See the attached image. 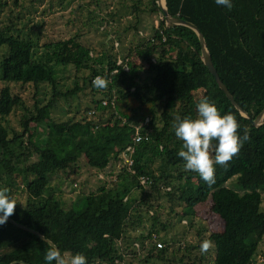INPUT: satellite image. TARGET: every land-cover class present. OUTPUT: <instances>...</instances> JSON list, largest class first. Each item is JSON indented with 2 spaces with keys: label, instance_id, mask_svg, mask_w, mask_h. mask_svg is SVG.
I'll return each instance as SVG.
<instances>
[{
  "label": "trees",
  "instance_id": "16d2710c",
  "mask_svg": "<svg viewBox=\"0 0 264 264\" xmlns=\"http://www.w3.org/2000/svg\"><path fill=\"white\" fill-rule=\"evenodd\" d=\"M232 3L229 10L215 0H164L169 16L191 22L199 30L218 77L252 119L264 107V0ZM148 11L162 16L156 0H151ZM8 29L0 27V189L9 188L12 196L14 192L25 194L24 202L17 200L15 213L9 218L46 237L62 255L83 253L87 264H118L127 253L135 256L134 246L143 252L147 249L143 257L135 256L138 264H146L152 257L171 264L172 258L164 255L168 242L160 248L154 245L157 230L166 229L167 223L159 221L150 201L165 198L180 203L177 214L188 220V226L193 207L209 201L221 224L220 230L209 236L214 242L213 257L201 251L192 254L189 251L200 246L186 245L177 260L185 259V264H252L264 234L259 192L264 185L259 180L264 176V117L253 126L239 114L203 65L192 29L165 25L162 16L151 37L125 52L118 53L113 41L126 70L116 64L117 53L108 54L106 62L96 66L97 57L83 43L82 33L43 43L46 53L37 54L32 39L17 37ZM48 55L54 64L72 66L76 72L85 69L80 84L75 76L70 89L59 91L55 68L45 58ZM114 68L116 72L110 73ZM98 74L109 81L106 89L91 83L90 78ZM15 83L34 87L46 83L50 87L45 104L37 107L35 101V113L25 109L20 116L19 132L8 130L3 123L21 103L9 85ZM85 87L99 97L92 96L79 119L72 116L54 121L49 117L57 98L74 95ZM205 97L216 103L222 115L231 112L236 116L240 136L245 129L250 135L238 156L226 166L216 165L211 186L198 173L185 170V162L178 156L183 142L172 128L177 116L196 118V105ZM90 110L92 115L87 114ZM135 126H139L142 139L133 145L134 173L122 166L113 186H100L96 193H79L73 205L63 207L60 194L49 191L50 180H55L57 189L74 183L80 158L88 168L102 171L130 143ZM148 149L159 157L156 170L144 160ZM131 184L141 190L137 199L130 195ZM142 204L153 209L147 227L139 214L130 213ZM127 224L140 227L136 236L124 233ZM127 241H132L131 245ZM146 243L149 247L145 249ZM49 246L37 234L9 221L0 225V264L18 260L47 264L44 257Z\"/></svg>",
  "mask_w": 264,
  "mask_h": 264
},
{
  "label": "rangeland",
  "instance_id": "374dc122",
  "mask_svg": "<svg viewBox=\"0 0 264 264\" xmlns=\"http://www.w3.org/2000/svg\"><path fill=\"white\" fill-rule=\"evenodd\" d=\"M150 4L151 0H0V27H9V33L17 37L32 39L38 47L37 54L46 53L47 50L43 47V43L54 42L82 33L83 43L97 57L95 63L97 66L106 62L108 54L112 56L117 52H125L127 48L151 37L153 29L158 26L162 16L156 11H148ZM133 6H136L139 11H136ZM113 41L118 46L116 48H119L117 52L113 49ZM120 57L121 54H118L117 59ZM45 58L55 68L58 83L56 87L59 91L70 89L75 76L78 77V84H80V75L87 73L85 69L76 72L72 66L54 64L49 55ZM91 65L92 63H88V66ZM1 85L2 82H0ZM9 85L20 96L21 103L6 117V121L3 123L8 130L12 128L19 132L21 131L20 116L26 112L25 109L35 113L33 106L36 102L37 107L45 104L50 95V87L46 83H40L36 87L28 83ZM92 96L99 97L97 93L93 94L89 88L85 87L74 95L57 98L55 106L49 110V117L54 121H63L72 116L79 119L85 106L90 105ZM122 154L121 151L118 156L122 157ZM156 154L157 152L155 153L151 149L143 154L146 165L154 170L159 163V157ZM118 156L116 160L110 159L102 171L88 168L85 160L80 158L75 182L70 184L64 180L65 186L62 189H57L54 188L55 180L51 179L49 183L52 188L49 191L59 193L63 202L62 206L68 208L77 201L79 193H96L100 186H113L115 177L123 166L122 158L120 159ZM170 173L176 172L170 170ZM259 180L264 184V176H261ZM230 181L233 182V179ZM226 184L229 185L230 182L228 181ZM259 192L261 194L260 209L264 211V185ZM140 194L141 190L131 184L130 195L137 199ZM14 197L22 203L25 194L24 192H14ZM150 203L157 212L159 221L167 223L166 229L157 230L158 237L156 239H160L164 244L165 241L168 242L164 255L165 259L172 258L171 264H185V259L177 260L183 253V247L186 245L200 246L204 240L209 239L211 233L217 232L221 228L220 219L216 215L215 209L210 206L209 201L198 203L193 207L194 213L191 216L190 226L187 225V219L180 218L177 214L180 210V203H171L165 198H157ZM77 205L78 202L75 206ZM153 209L148 210L147 206L142 204L136 209L131 208L130 213L131 215L139 214L144 226L147 227L150 223L149 215ZM139 230V226L127 224L124 233L128 237H132L136 236ZM131 243L132 241H127V244L131 245ZM145 246V249L148 248L149 243H146ZM146 251L147 249L143 252L142 249L135 248V246L133 249L138 258L143 257ZM199 251L201 249L194 251L192 249L189 252L197 255ZM207 254V257H213V247L207 251ZM63 256L66 259L70 258L68 253H64ZM135 256H132V253H127L125 262L123 261L124 264L128 262L138 264ZM253 258L252 264H264V234ZM123 262L118 264H123ZM145 263L169 264L154 257L148 258Z\"/></svg>",
  "mask_w": 264,
  "mask_h": 264
},
{
  "label": "clouds",
  "instance_id": "9594fccd",
  "mask_svg": "<svg viewBox=\"0 0 264 264\" xmlns=\"http://www.w3.org/2000/svg\"><path fill=\"white\" fill-rule=\"evenodd\" d=\"M216 4L229 10L233 7L232 0H215ZM109 81L106 77L96 76L92 84L98 89H106ZM197 117L177 116L172 124L175 136L183 142V148L178 156L183 159L186 171L198 173L209 186L215 183L216 165L226 166L235 156H238L245 142L250 140L247 129L240 136V124L231 112L222 115L214 101L202 98L196 105ZM213 141H216L213 144ZM10 189H0V225L7 222L15 213L17 199L10 195ZM46 242V237L42 238ZM214 247L210 239L204 240L201 252L206 253ZM47 264H87L83 253H76L66 259L54 245L46 251Z\"/></svg>",
  "mask_w": 264,
  "mask_h": 264
},
{
  "label": "water",
  "instance_id": "95a60500",
  "mask_svg": "<svg viewBox=\"0 0 264 264\" xmlns=\"http://www.w3.org/2000/svg\"><path fill=\"white\" fill-rule=\"evenodd\" d=\"M157 5L160 8V11L162 13V16H163V19H164V22H165L164 24L165 25H168L169 23H172V24H180V25L187 26V27H189L190 29H192L194 31V33L196 34L197 39L199 41V45H200V59H201L203 65L207 68L208 72L213 77L214 82L222 90V92L228 98V100L231 102V104L238 110V112H239V114L241 116H243L244 118H246L250 122L251 125H253V126L259 125L262 122V119L264 117V107L259 111V113H257V115L254 118L251 119L247 115V113L236 104V102L232 98V95L229 93V91L227 90V88L225 87V85L222 83V81L218 77V74L216 73V71H215V69H214V67L212 65V62L210 60L208 51H207V49L205 47V43H204L203 37H202L201 33L199 32V30L196 28V26L194 24H192L191 22L182 20V19L177 18V17H171V16H169L167 14V12H166V8H165V5H164V0H163V3H161L160 0H157ZM0 215H2V214H0ZM7 221H9L13 225H15V226H17V227H19L21 229H24V230L30 231V232H32L34 234H37L40 238H43L44 237L41 234H39L38 232L33 231L30 228H28V227H26V226H24L22 224H19V223L15 222L11 218H9ZM46 242L49 245H53V243L51 241H49L47 238H46ZM15 263L25 264L21 260L12 261L9 264H15Z\"/></svg>",
  "mask_w": 264,
  "mask_h": 264
},
{
  "label": "built area",
  "instance_id": "2783aa9c",
  "mask_svg": "<svg viewBox=\"0 0 264 264\" xmlns=\"http://www.w3.org/2000/svg\"><path fill=\"white\" fill-rule=\"evenodd\" d=\"M116 64L119 65L121 64L122 66V69L123 70H126L127 67L125 64H122V61L120 60V58H118L116 60ZM116 68L112 69L110 73H114L116 72ZM96 76H102V75H94L90 78V81L92 83L93 79L96 77ZM104 103V102H102ZM93 111L90 110L88 111V115H92ZM139 131V126H135L134 127V132L132 133V135L130 136V143L127 144L124 149L122 150V165L126 168V170L129 172V173H134V168H133V158H132V153H133V145H135L136 143L140 142V140L142 139L141 137V134L138 133ZM144 138V137H143ZM139 181L140 183H143L144 182V179L142 177H139ZM154 245L156 246V248H160L163 246V243L158 240V239H154Z\"/></svg>",
  "mask_w": 264,
  "mask_h": 264
},
{
  "label": "bare ground",
  "instance_id": "6f19581e",
  "mask_svg": "<svg viewBox=\"0 0 264 264\" xmlns=\"http://www.w3.org/2000/svg\"><path fill=\"white\" fill-rule=\"evenodd\" d=\"M161 3H163V0H161Z\"/></svg>",
  "mask_w": 264,
  "mask_h": 264
}]
</instances>
